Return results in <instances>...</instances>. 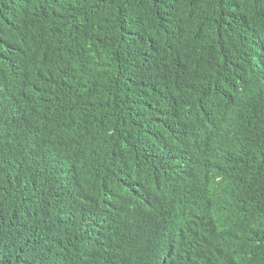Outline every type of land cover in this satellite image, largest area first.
<instances>
[{"label": "trees", "instance_id": "1", "mask_svg": "<svg viewBox=\"0 0 264 264\" xmlns=\"http://www.w3.org/2000/svg\"><path fill=\"white\" fill-rule=\"evenodd\" d=\"M0 264H264V0H0Z\"/></svg>", "mask_w": 264, "mask_h": 264}]
</instances>
